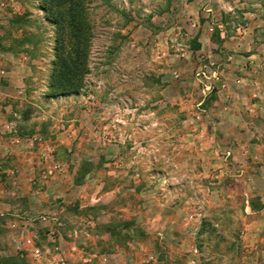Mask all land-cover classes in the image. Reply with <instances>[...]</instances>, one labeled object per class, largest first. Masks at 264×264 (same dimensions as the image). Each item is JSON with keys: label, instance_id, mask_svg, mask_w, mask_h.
I'll return each mask as SVG.
<instances>
[{"label": "rangeland", "instance_id": "obj_1", "mask_svg": "<svg viewBox=\"0 0 264 264\" xmlns=\"http://www.w3.org/2000/svg\"><path fill=\"white\" fill-rule=\"evenodd\" d=\"M85 3L88 71L68 93L50 88L44 1L0 10V129L23 137L3 149L9 221L46 247L62 220L68 264H264V0ZM8 248L0 232V264H53Z\"/></svg>", "mask_w": 264, "mask_h": 264}, {"label": "trees", "instance_id": "obj_2", "mask_svg": "<svg viewBox=\"0 0 264 264\" xmlns=\"http://www.w3.org/2000/svg\"><path fill=\"white\" fill-rule=\"evenodd\" d=\"M43 1L45 10L57 29L50 88L56 93L77 91L88 71L92 36L86 0ZM3 258L7 262L16 263L24 260L20 255Z\"/></svg>", "mask_w": 264, "mask_h": 264}, {"label": "built area", "instance_id": "obj_3", "mask_svg": "<svg viewBox=\"0 0 264 264\" xmlns=\"http://www.w3.org/2000/svg\"><path fill=\"white\" fill-rule=\"evenodd\" d=\"M15 0H0V10H10L14 5ZM212 29V28H210ZM7 72L0 68V78H6ZM23 86L20 85L18 88V93H22ZM14 116H17L16 113H13ZM23 137H21L12 122H5L2 124L0 129V182L2 181V177L5 176L11 177L14 174V170L3 167L2 160L6 157V153L3 152V149L7 146L17 147L22 144ZM6 147V148H7ZM43 179H46V175L43 174L41 176ZM4 213L0 211V216H3ZM32 226L31 220H8V228L10 230L6 231L8 246L9 248L5 253L8 254H16L21 256H32L36 259L41 257L49 259L50 263L53 264H68V254L70 251H75L76 246L72 242H66L64 240L65 225L62 220H53L52 224L48 223L46 226L45 236L48 241V245L46 247H41L36 244V241L32 242L29 237L30 227ZM13 232H11V228H15ZM36 230V228H35ZM81 229H73L72 234H68L70 237L76 238L78 236V232ZM7 254V255H8ZM101 261L104 264L109 263V256L102 255Z\"/></svg>", "mask_w": 264, "mask_h": 264}, {"label": "crops", "instance_id": "obj_4", "mask_svg": "<svg viewBox=\"0 0 264 264\" xmlns=\"http://www.w3.org/2000/svg\"><path fill=\"white\" fill-rule=\"evenodd\" d=\"M0 120H3L2 116H0ZM6 122V121H4ZM2 178H5V176H3ZM7 183L6 181H1L0 182V210L4 213L3 217H0V232H6V227L8 225V222L7 220H11L10 218H8V216L6 214H15V213H11L12 211L14 210H9L10 207H12V209L16 208V205H12L9 201V197L4 194L6 191V184ZM15 212V211H14ZM15 215H18L19 214H15ZM3 227V228H1ZM3 234H1L2 236ZM1 252H4V250H2ZM2 255V253H0V256ZM5 255V254H4Z\"/></svg>", "mask_w": 264, "mask_h": 264}]
</instances>
